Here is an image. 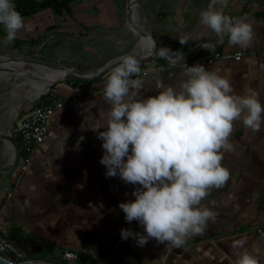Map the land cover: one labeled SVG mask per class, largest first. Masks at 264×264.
<instances>
[{"label": "crops", "instance_id": "0c3cea01", "mask_svg": "<svg viewBox=\"0 0 264 264\" xmlns=\"http://www.w3.org/2000/svg\"><path fill=\"white\" fill-rule=\"evenodd\" d=\"M213 1L209 4L214 10L223 8L226 15L247 18L254 32L250 46H231L227 34L217 35L200 22V17L195 21L191 14L194 6L186 0L169 4L167 0H156V13L165 12L159 21L160 30L186 29L179 32L180 36L172 32L168 39L173 52L169 56L175 62L157 57L141 71L143 88L139 99L156 96L162 90L159 84L179 90L185 79L184 64L192 66L191 59L215 51L222 57L203 65L205 69L229 79L234 95L256 93L264 106V0H227L226 6L212 4ZM12 2L16 6V1ZM77 4L79 11L87 10L77 15L88 13L97 21V12L90 14L96 9L106 12L108 20L113 19L111 0H79ZM209 4L202 5L201 11L207 10ZM70 8L72 13V4ZM45 11L23 16L24 26L17 32V39H22L26 31L31 33L32 27L44 24ZM5 37L0 25L1 43ZM206 41L212 43L210 48L202 47ZM198 42L199 47L185 56ZM237 52L242 53L239 59L233 56ZM105 83L106 80L57 82L59 99L78 93L82 97L49 117L47 132L35 146L25 169L19 163L14 171L0 173V232L13 243L34 241L30 250L35 253L45 252L48 247L73 250L86 264H97L93 254L106 256L122 240L121 229L145 234L143 226L135 220L127 222L119 208L120 203L133 201V191L142 186L125 183L119 175L107 177L106 167L99 162L105 150L98 134L106 130L105 111L110 107L103 97ZM32 109L27 106L14 124ZM228 142L233 147L223 153L222 166L229 170L230 180L222 188L211 189L201 202L216 213L215 221H209L204 233L190 236L180 247L158 243L153 238L143 246L134 238L124 239L111 264H235L238 254L245 250L258 264H264V124L260 131L253 132L237 120ZM11 156L7 143L0 138V168L11 166ZM239 239H246L245 245L234 248Z\"/></svg>", "mask_w": 264, "mask_h": 264}, {"label": "clouds", "instance_id": "9594fccd", "mask_svg": "<svg viewBox=\"0 0 264 264\" xmlns=\"http://www.w3.org/2000/svg\"><path fill=\"white\" fill-rule=\"evenodd\" d=\"M219 2L227 5V0ZM200 22L217 35L227 34L231 46L246 48L252 43L254 32L246 17H231L223 8L210 6L200 12ZM0 25L6 32L5 44L14 41L24 26L12 0H0ZM170 53L161 47L157 55L168 59ZM180 58L184 60L182 54ZM119 60L103 85L110 107L105 111L106 130L98 134L105 150L99 162L106 167L107 177L119 175L125 183L142 186L133 191V201L120 203L119 208L127 222L137 221L145 233L121 229L120 235L136 239L139 246L153 238L180 247L215 221L216 213L201 202L211 189L222 188L230 180L222 160L233 147L228 141L234 122L242 120L244 127L260 131L264 106L256 93L234 95L229 79L200 64H184L185 79L179 90L159 84L162 90L156 96L141 100L139 60L133 55ZM245 243L246 239H239L233 247L240 249ZM65 256L78 259L71 253ZM235 264L258 261L245 250Z\"/></svg>", "mask_w": 264, "mask_h": 264}, {"label": "rangeland", "instance_id": "374dc122", "mask_svg": "<svg viewBox=\"0 0 264 264\" xmlns=\"http://www.w3.org/2000/svg\"><path fill=\"white\" fill-rule=\"evenodd\" d=\"M79 0H73L72 13H63L62 15L54 14L50 9L43 13L45 22L41 26L31 28V33L23 34L22 39H15L14 43L0 42V65H7L13 59L31 57L38 60L48 62L50 64L64 65L74 67L80 70H89L99 68L106 65L110 60H113L118 55L128 53L134 47L133 32L138 31V24L133 20L134 14H131L130 21H127L125 16L127 0H111L112 9L114 10L112 21L108 20L106 12L93 9L90 14L97 12V21L91 19V16L77 15L80 11L76 4ZM156 0H141L145 17L149 23L150 30L152 29L159 40L160 48L168 47L171 38V33L179 32L184 28L160 30L158 28L159 21L163 19L165 12L156 13ZM168 4L172 1L182 0H167ZM193 7L191 14L196 21L200 17L202 5L209 4L211 0H186ZM78 5V4H77ZM87 9V4L84 5ZM96 10V11H95ZM130 13L132 10L129 8ZM133 13V12H132ZM73 14V16H72ZM75 14V16H74ZM159 17H157V15ZM46 15V17H45ZM41 19V20H42ZM188 28V27H187ZM180 36V35H179ZM149 46L153 49L154 42L150 34ZM130 49V50H129ZM171 50V49H170ZM171 54V53H170ZM160 58V57H158ZM144 64V63H143ZM146 65L141 66V71ZM5 76H0V127L11 128L27 106H32L43 94L41 93L32 100L23 98V105L19 108L18 114L10 120V105L17 102L15 93L17 88L13 79H7ZM13 82V83H12ZM57 82H53L49 87L55 86ZM49 89V88H48ZM47 89V90H48ZM46 90V91H47ZM10 92V93H9ZM3 93V94H2ZM8 126V127H6ZM6 153V147L4 150ZM35 256V255H34ZM55 259V258H54ZM76 264H86L82 260H78Z\"/></svg>", "mask_w": 264, "mask_h": 264}, {"label": "bare ground", "instance_id": "6f19581e", "mask_svg": "<svg viewBox=\"0 0 264 264\" xmlns=\"http://www.w3.org/2000/svg\"><path fill=\"white\" fill-rule=\"evenodd\" d=\"M215 3L220 2L219 0H216ZM129 4V8L134 14L133 20L136 24H138V31L133 32V38L135 40L133 49L128 53L118 55L102 67L87 70V73L95 74L107 72L112 63L117 61L116 66H118V64L120 63L119 58L126 55H133L137 60H139L141 66L147 59L155 54V48L152 49L149 46L150 26L146 20L141 5H139L136 0H129ZM212 4H214V1L212 2ZM209 6L211 5L209 4ZM202 46L203 48H210L212 46V43L210 41H206ZM169 58L173 59L170 56ZM11 61L12 62L7 65H0V76H5L7 77V79H13L17 88H19V90H17V92L15 93L14 100L16 101V97L19 96L17 99L18 101L13 102L10 105V120L13 119L16 114H18L19 108L23 105V98L28 100L36 98L44 91L46 92L51 83L55 82L56 80L65 78L71 72V68H67V66L54 67L50 65L26 61L25 58L20 57ZM114 68L109 71V74ZM0 138L4 139L11 150L12 159L9 164L11 165L14 158L13 143L9 136V132L6 131V128H0Z\"/></svg>", "mask_w": 264, "mask_h": 264}, {"label": "built area", "instance_id": "2783aa9c", "mask_svg": "<svg viewBox=\"0 0 264 264\" xmlns=\"http://www.w3.org/2000/svg\"><path fill=\"white\" fill-rule=\"evenodd\" d=\"M234 58L239 59L242 56L241 52H237ZM222 54L219 52H209L202 54L190 60L192 66L196 64L207 65L214 62V60L221 58ZM174 59V58H173ZM175 60V59H174ZM57 90L55 86L49 89L38 97V101L33 109L25 115L20 121L14 124L11 133L18 140L20 146V163L21 168L25 169L30 162L35 146L40 143L45 133L47 132V123L49 117L59 108L68 103L79 100L82 95L75 94L68 99H59L57 97ZM41 253H31L28 255L15 243H13L7 236L0 232V255L12 262H20L27 259L55 261L64 264H76L80 259V254L77 251L68 249H54L49 252L44 249ZM49 252V254H47ZM44 253V254H43ZM65 253H71L78 259H68ZM35 255V256H34ZM55 258V259H54ZM57 260V261H56Z\"/></svg>", "mask_w": 264, "mask_h": 264}, {"label": "water", "instance_id": "95a60500", "mask_svg": "<svg viewBox=\"0 0 264 264\" xmlns=\"http://www.w3.org/2000/svg\"><path fill=\"white\" fill-rule=\"evenodd\" d=\"M141 0H136V2L140 4ZM129 0H127L126 2V11H125V16L127 18V21H130L131 19V13L129 10ZM142 7V5H141ZM143 9V8H142ZM150 34L151 37L153 39L154 42V48H155V54L150 57L149 59H147L143 65H147L148 63H150L152 60L156 59L157 57H159L157 55L158 50L160 48V43L158 38L156 37L154 31L151 29L150 30ZM200 45V42L196 43L189 51H187L185 53V56L192 54ZM218 46V44L216 45ZM26 61H30V62H36L39 64H44V65H50V66H54V67H58V66H64V65H56V64H50L48 62L42 61V60H38L35 58H31V57H25ZM164 59V58H163ZM166 62L168 63H173L175 62L174 59H164ZM117 65V61L112 63L110 65V68L107 72H101V73H95V74H89L87 73V70H80V69H76L74 67H68L67 68H71V72L70 74H68L65 78L63 79H59L56 80L55 82H61V81H68V82H72V81H77V82H88V81H104L106 80V78L109 75V71L114 68ZM6 131L9 132V136L12 140L13 143V148H14V159L13 162L11 164L10 167L7 168H0V173H6V172H11L14 171L19 163H20V156H21V152H20V146L18 143V140L16 139V137H14L12 135V133L10 132L9 128H6ZM124 239L117 241L114 246L112 247V249L109 251V253L106 256H96L93 254L94 258L97 260V264H109L115 254V252L117 251V249L123 244ZM36 243L34 241H21V242H17L16 245L21 248L25 253H27L28 255H30L31 253L35 252L33 250H30L31 247L33 245H35ZM43 247H41L39 249V251L42 249ZM0 264H64V263H59V262H55V261H47V260H36V259H27L24 261H20V262H12L6 258H4L3 256L0 255Z\"/></svg>", "mask_w": 264, "mask_h": 264}, {"label": "trees", "instance_id": "16d2710c", "mask_svg": "<svg viewBox=\"0 0 264 264\" xmlns=\"http://www.w3.org/2000/svg\"><path fill=\"white\" fill-rule=\"evenodd\" d=\"M15 9L21 14V16L32 15L40 10L50 9L54 14L62 15L63 13H71L70 4L73 0H15ZM71 83H77L72 81ZM39 102L38 100L32 105ZM47 251H51L52 247H48ZM79 260H82L80 257ZM57 261V260H56ZM111 264V263H110Z\"/></svg>", "mask_w": 264, "mask_h": 264}]
</instances>
